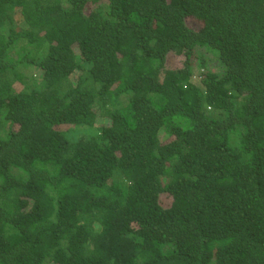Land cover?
Wrapping results in <instances>:
<instances>
[{
  "label": "trees",
  "instance_id": "1",
  "mask_svg": "<svg viewBox=\"0 0 264 264\" xmlns=\"http://www.w3.org/2000/svg\"><path fill=\"white\" fill-rule=\"evenodd\" d=\"M0 264H264V0H0Z\"/></svg>",
  "mask_w": 264,
  "mask_h": 264
},
{
  "label": "rangeland",
  "instance_id": "2",
  "mask_svg": "<svg viewBox=\"0 0 264 264\" xmlns=\"http://www.w3.org/2000/svg\"><path fill=\"white\" fill-rule=\"evenodd\" d=\"M189 25L192 27H196L198 25L197 21H190ZM209 56V54H207ZM209 58V57H208ZM183 63V55L180 54H175V53H170L167 56V60L165 62V66L169 68H178L182 65Z\"/></svg>",
  "mask_w": 264,
  "mask_h": 264
}]
</instances>
